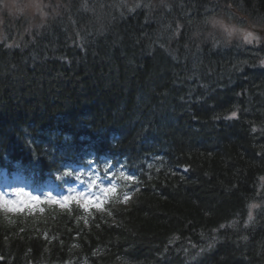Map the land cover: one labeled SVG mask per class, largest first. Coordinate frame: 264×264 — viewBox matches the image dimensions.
I'll return each instance as SVG.
<instances>
[{"label": "trees", "instance_id": "obj_1", "mask_svg": "<svg viewBox=\"0 0 264 264\" xmlns=\"http://www.w3.org/2000/svg\"><path fill=\"white\" fill-rule=\"evenodd\" d=\"M55 2L54 18L20 16L2 33L0 166L45 160L62 172L70 159L117 145L131 155L167 148L188 171H155L129 205L105 210L0 209V264H264V45L216 33L214 47L185 31H206L200 21L212 7L264 24V0ZM182 71L204 93L191 105L200 115L213 109L195 126L198 111H184L176 93L162 101ZM232 98L246 104L242 117L226 115ZM249 116L252 129H240ZM145 123L151 139L132 138Z\"/></svg>", "mask_w": 264, "mask_h": 264}, {"label": "bare ground", "instance_id": "obj_2", "mask_svg": "<svg viewBox=\"0 0 264 264\" xmlns=\"http://www.w3.org/2000/svg\"><path fill=\"white\" fill-rule=\"evenodd\" d=\"M152 1H155L156 2V0H152ZM165 18L167 19V20H170L167 16H165ZM34 29L36 28L34 25H31ZM31 26H27L29 29L31 28ZM195 27V26H194ZM190 28L191 27H188L187 26V28L185 29V31L187 32V31H189L188 33L189 34H193V35H201V34H199L200 33V30L199 29H197V30H195L194 28H193V26H192V30H190ZM151 41H153L152 39H150ZM155 45H156V42H155ZM161 46V45H160ZM159 46V47H160ZM174 71V70H173ZM181 73H185V75L183 76V78L181 79L180 78V75H177L176 77H177V79L176 80H174V78H172L171 79V82H170V84L172 83H174V85H173V89L172 88H167L168 89V91H164L165 93H166V95H164V98H162V101H163V103H170V102H175V99H174V97H173V93H176V96H177V98L179 99V101H181L182 100V108H183V110L184 111H189L190 112V115L191 114H193V112H192V109L190 108V106H192V108L194 109L195 108V110L196 111H198L197 109H196V107H198L199 106V104H197V105H191V101H193L195 98H198V97H200V96H202V95H204V93H201V92H199L198 91V89H197V87H196V78L195 77H193L192 78V74H190V72H185V71H182ZM190 74V75H189ZM168 75V74H167ZM182 75V74H181ZM203 77V79H205V80H209V78L208 77H206V76H202ZM168 85H169V83H168ZM184 87V89L187 91V92H189V94H187L186 93V95L185 96H182L181 95V93L180 92H174V91H179V90H183V87ZM214 88H212L211 89V91H212V93L214 94V95H217V94H215V91L213 90ZM163 91V90H162ZM170 93H172V94H170ZM213 96H209L208 98H207V101L209 100L210 101V98H212ZM176 98V99H177ZM189 104V105H188ZM246 104L245 103H243V102H241L239 99H235V98H232L231 100H229V101H227L226 102V106H224V109H225V112H226V115L228 116V117H231V114H232V112H236L237 113V116L238 117H242L243 115H244V113L243 112H245V110L247 109V106H245ZM203 108V107H202ZM205 109L208 111V112H206V113H204V111H202L203 113H202V115H200L201 114V112H200V110L197 112V114H199V112H200V114H199V117H193V119H192V126H195L194 124V122H197V119H200V120H202V119H204L206 116H208V117H210L211 118V112L210 111H212L213 109L211 108V107H205ZM169 111L170 112H174V109H170L169 108ZM146 113H148L147 112V110L145 111ZM261 112V111H260ZM188 113V112H187ZM189 114V113H188ZM148 116H149V114H148ZM151 117V118H150ZM162 117V116H161ZM251 116H249L248 118H247V121H246V119H242V121L240 120V122L242 123H240L239 124V128L240 129H247V128H249V131L252 129V125L250 124V122H251V118H250ZM149 119H150V121L151 122H154L155 120H156V117L155 116H152V115H150L149 116ZM154 120V121H153ZM156 124H159V123H156ZM147 125H150L151 126V124H147ZM150 126H146V123L145 124H142L141 125V127H134L135 129H136V131H133L132 133H131V137L132 138H135L136 140L138 139V140H146V141H149V139H151V136H150V132L149 131H144V130H148L149 128H150ZM153 126V125H152ZM159 127L160 128H162V126L159 124ZM143 128V129H142ZM140 131H142V132H140ZM162 140H163V137L162 136H159V140H158V143H161L162 142ZM142 147H145V146H143L142 145ZM148 151L149 150H145L144 152H142V155H147L148 154ZM252 203H256V202H252ZM251 203V204H252ZM250 204V205H251ZM257 205L258 206H260V204L259 203H257ZM251 211V209L249 208V210H246V213H247V216L249 215V212ZM251 215H252V217H254V214L251 212Z\"/></svg>", "mask_w": 264, "mask_h": 264}, {"label": "clouds", "instance_id": "obj_3", "mask_svg": "<svg viewBox=\"0 0 264 264\" xmlns=\"http://www.w3.org/2000/svg\"><path fill=\"white\" fill-rule=\"evenodd\" d=\"M231 4L228 8H231ZM62 6L55 2V0H40L38 4L35 5L34 15L40 20H46L54 18L61 13ZM200 24L206 31L201 33L204 39L213 41L216 33H219L224 40L231 41L234 38L243 44H248L250 42L259 43L264 40V33H258L251 31L247 28L246 23L240 22L238 19V14L226 10L224 7L219 9L210 8ZM37 27H41V24H37ZM248 37V39H245ZM219 41L213 42V46H218ZM24 203V201H21Z\"/></svg>", "mask_w": 264, "mask_h": 264}, {"label": "rangeland", "instance_id": "obj_4", "mask_svg": "<svg viewBox=\"0 0 264 264\" xmlns=\"http://www.w3.org/2000/svg\"><path fill=\"white\" fill-rule=\"evenodd\" d=\"M39 2L40 0H0V40L3 37V36L1 37V34L2 32H4L5 27L8 26L9 28H12L10 27V25L13 24V22L15 21L14 19L16 18L19 19V17L21 16L20 18H25V20H30V19L39 20L34 15L35 5L38 4ZM238 19L240 22L246 23V26L249 30L255 31L258 33H264V24L256 22L248 16L238 15ZM217 35L221 38L220 40L223 39L219 33H217ZM245 39H248V37H245ZM234 40L236 39L234 38L231 41H234ZM214 41L216 42L217 39H215ZM224 41H227V40H224ZM227 42H230V41H227ZM248 44L262 46L264 45V40H261L259 43L250 42ZM263 182H264V179H263ZM77 193H81V192H78L75 190L73 194L76 195ZM19 197L26 199L27 205L33 204V202L30 200L31 196L23 193L22 191L19 194V196H17L14 199L11 197L13 200H8V201H17ZM82 202L85 203L84 201ZM5 207L7 208V212L14 213L17 210L22 209L24 206L12 207L11 205H6Z\"/></svg>", "mask_w": 264, "mask_h": 264}, {"label": "snow or ice", "instance_id": "obj_5", "mask_svg": "<svg viewBox=\"0 0 264 264\" xmlns=\"http://www.w3.org/2000/svg\"><path fill=\"white\" fill-rule=\"evenodd\" d=\"M230 118H238L237 113L232 112ZM253 131H255V129H253ZM93 163H94L93 161H89L90 165ZM105 171H107V169ZM185 171H187V169H185ZM65 175L71 176L72 173L68 172V173H65ZM121 175H123V172L121 173ZM77 179H79V177H77ZM126 179L129 181H133V182L136 181V178L134 175H127ZM95 187H97V184H96V181L93 180L91 182V184L89 185V188L91 189V188H95ZM136 190L139 191L138 188ZM116 191H117L116 187L114 185H112V186H108V187H101L100 188V195H94V194H90V193H77L76 195H73V196H64L61 198V200L63 202H68L69 200H75V201L79 202L82 200L85 203L81 204V206L85 208V211H87V205L100 206L108 200L110 194H115ZM47 195H48V197H51V192L49 191L47 193ZM52 198L55 199L54 197H52ZM130 199H131V197L128 194H124L122 202L126 204V203H128V201ZM33 200L35 202H40V197L39 196L33 197ZM23 204L24 203H21V200H17V201L5 200L3 194H0V209H2V210H5V211L7 210V208L5 207L6 205H11L12 207H16V206H22ZM256 207H258V205H256V204L249 205L250 209L256 208ZM98 210H101V209H99V207H98ZM108 214L111 215L110 212ZM252 219H253V217H252L251 211H250L249 215H248V220L252 221ZM220 227L223 228L225 226L221 225Z\"/></svg>", "mask_w": 264, "mask_h": 264}]
</instances>
